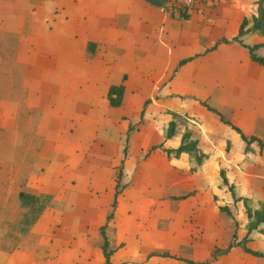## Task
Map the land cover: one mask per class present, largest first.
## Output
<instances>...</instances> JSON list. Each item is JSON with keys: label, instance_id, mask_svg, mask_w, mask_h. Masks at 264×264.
Masks as SVG:
<instances>
[{"label": "rangeland", "instance_id": "374dc122", "mask_svg": "<svg viewBox=\"0 0 264 264\" xmlns=\"http://www.w3.org/2000/svg\"><path fill=\"white\" fill-rule=\"evenodd\" d=\"M222 4L0 0L1 259L104 264L105 224L111 264H264V148L225 122L264 140V0Z\"/></svg>", "mask_w": 264, "mask_h": 264}, {"label": "trees", "instance_id": "16d2710c", "mask_svg": "<svg viewBox=\"0 0 264 264\" xmlns=\"http://www.w3.org/2000/svg\"><path fill=\"white\" fill-rule=\"evenodd\" d=\"M162 4H165L166 0H161ZM188 14V12H184L180 15H184L186 16ZM246 19L244 18L240 24H239V28H238V35L243 34L244 30H245V25H246ZM264 26V8L261 7V5L258 6V15L254 16V20H253V27L256 29L262 28ZM260 45H264V41H260V42H256L252 45L249 46L248 51H249V56L252 60L263 64L264 65V55L262 54H258L256 53L255 49L260 46ZM185 59H181L180 61L183 62L185 61ZM122 95H123V84H110L107 90V97L109 100V104L112 106H117L121 103V99H122ZM211 109H213L214 111H217L221 118H223V115L215 108V107H210ZM225 122H227L228 124H230L240 135L241 139L245 142V144H250L251 142L255 141L258 143V145L260 146V148H264V140L260 137H258L255 134H246L244 133L239 126L233 124L231 121L225 119ZM175 125H176V121L174 119L169 120L168 122V126H167V130H166V136L167 137H171L174 132H175ZM197 140L195 138H191V135L189 132H185L182 135L181 141L179 142V144L176 147H164V149L167 152H174V154H179L181 152H188V153H193L195 160L199 163L202 162L205 158V153L202 152L198 145H197ZM157 146V145H156ZM161 146V145H158ZM19 196L22 198V200L24 201L26 199V196H30L27 195V193H24L23 191L19 192ZM116 203V198L114 197L112 200V206H114ZM247 215L254 216V221H252L251 223V228H254L257 226V224L259 222H261L262 220H264V211L263 210H258L255 209L253 212L251 211L250 208L246 209ZM112 216V211L109 212L107 214V219H109ZM100 233L102 235L103 241L101 244V248H102V252L104 255V264H111V258H110V254H111V249L108 247L109 242H108V238L105 232V224H102L99 227ZM246 250H248L249 252L253 253V254H257V251L251 248H246Z\"/></svg>", "mask_w": 264, "mask_h": 264}, {"label": "built area", "instance_id": "2783aa9c", "mask_svg": "<svg viewBox=\"0 0 264 264\" xmlns=\"http://www.w3.org/2000/svg\"><path fill=\"white\" fill-rule=\"evenodd\" d=\"M225 0H166L162 5L163 10L169 14L180 15L184 12H190L192 7L198 2L221 3Z\"/></svg>", "mask_w": 264, "mask_h": 264}, {"label": "crops", "instance_id": "0c3cea01", "mask_svg": "<svg viewBox=\"0 0 264 264\" xmlns=\"http://www.w3.org/2000/svg\"><path fill=\"white\" fill-rule=\"evenodd\" d=\"M222 3L223 2L212 4V3H208V2H198L192 7V9L189 13H193V12L200 10V9H203V8H208V6H211V5L218 7V6L223 5ZM11 256H12V252L8 253V255L4 259L0 258V264H17L11 260Z\"/></svg>", "mask_w": 264, "mask_h": 264}]
</instances>
